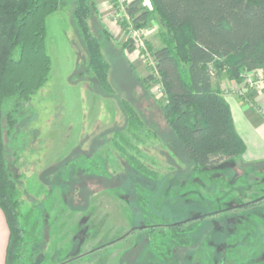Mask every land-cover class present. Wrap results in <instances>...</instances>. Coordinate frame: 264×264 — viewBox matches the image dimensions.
I'll return each instance as SVG.
<instances>
[{
  "label": "rangeland",
  "instance_id": "rangeland-1",
  "mask_svg": "<svg viewBox=\"0 0 264 264\" xmlns=\"http://www.w3.org/2000/svg\"><path fill=\"white\" fill-rule=\"evenodd\" d=\"M67 1L46 18L51 73L28 104L19 125L27 147L10 166L21 175L20 264H264V163L245 168L241 156L195 169L161 114V85L145 91L130 73L124 52L141 61L139 76L154 75L152 51L163 31L158 16L135 26L116 0H93L103 27L114 41L120 36L104 50L114 89L107 96L86 78L73 82L84 52ZM140 7L152 9L149 0ZM130 26L143 46L122 51ZM247 76L233 81V94L251 102L243 96ZM142 165L153 175L141 172ZM131 188L135 212L128 206ZM185 221L183 247L167 229L155 237L138 228Z\"/></svg>",
  "mask_w": 264,
  "mask_h": 264
},
{
  "label": "trees",
  "instance_id": "trees-1",
  "mask_svg": "<svg viewBox=\"0 0 264 264\" xmlns=\"http://www.w3.org/2000/svg\"><path fill=\"white\" fill-rule=\"evenodd\" d=\"M149 1L151 10L140 7L141 0L125 8L135 26H146L156 15L164 31H159L161 47L152 51L154 75L140 81L161 85L165 95L161 114L195 169L238 160L245 146L235 132L228 103L213 83L223 74L238 82L243 73L264 71V0ZM67 4L72 6L73 27L84 52L79 62L83 70H76L73 82L86 78L89 87L111 96L110 63L104 50L115 42L103 27L93 0H68ZM62 5L64 0H0V209L9 230L5 264H20L23 254L21 175L13 174L10 167L27 147L19 125L30 100L49 80L52 61L45 46L46 18ZM120 49L130 52L133 44L126 40ZM263 163L244 167L258 168ZM140 171L153 175L145 165ZM134 193L131 188L128 206L130 201L136 205ZM187 222L143 229L157 233L155 237H164L167 229L170 238L183 247L188 245L182 233Z\"/></svg>",
  "mask_w": 264,
  "mask_h": 264
},
{
  "label": "crops",
  "instance_id": "crops-1",
  "mask_svg": "<svg viewBox=\"0 0 264 264\" xmlns=\"http://www.w3.org/2000/svg\"><path fill=\"white\" fill-rule=\"evenodd\" d=\"M109 11L111 13V11H114V9L110 6ZM117 37L120 36H115L114 42L118 43V40L116 39ZM124 43L125 41H122L120 43V46H122ZM124 55L125 60L128 63L131 75L135 77V79H137V81L139 82L138 84L143 89H145V91H148L150 85H144L140 81L145 76H139L137 74V72L141 68V61L139 59L132 58L130 54L128 55L125 52ZM112 69V71H114V68ZM113 74L114 73H112V75ZM110 77L111 65L109 70V82ZM110 84L112 86L111 82ZM213 84L214 86H218L223 98L230 107L235 132L245 146V152L242 155L244 162L254 163L264 161V93H255L253 94L251 102H246L233 94V88L235 87V84L233 81H229L225 75H222ZM123 105H125L124 102ZM8 239V226L4 214L0 209V264H5L6 261Z\"/></svg>",
  "mask_w": 264,
  "mask_h": 264
},
{
  "label": "built area",
  "instance_id": "built-area-1",
  "mask_svg": "<svg viewBox=\"0 0 264 264\" xmlns=\"http://www.w3.org/2000/svg\"><path fill=\"white\" fill-rule=\"evenodd\" d=\"M116 1L118 2V4H120V6L122 8H124L123 10L125 11L126 6L128 5L126 3V0H116ZM122 3L124 6L121 5ZM114 14L116 16L120 15L118 12L117 13L115 12ZM125 16H126V20L129 21V23H130L131 19L129 18V16L127 14H125ZM131 23H132V21H131ZM129 30H130V35H129L128 40H130L132 42L133 47L135 45V47L137 49H139L140 47L143 46L142 41H141L140 31L132 28L131 26H130ZM247 75L248 76L246 78L245 83H246V86L250 87V89L248 88L249 91L244 92L243 96L246 97V99H248V101H251L253 98V94L264 93V74H256L255 75L254 72H250V73H247Z\"/></svg>",
  "mask_w": 264,
  "mask_h": 264
},
{
  "label": "flooded vegetation",
  "instance_id": "flooded-vegetation-1",
  "mask_svg": "<svg viewBox=\"0 0 264 264\" xmlns=\"http://www.w3.org/2000/svg\"><path fill=\"white\" fill-rule=\"evenodd\" d=\"M131 196H132V195H131ZM129 205L131 206V208H132V207H137V205H135V203L132 202V201L129 202ZM144 227H149V226L141 225V226L138 227V228H139L140 230H146V229H143ZM136 228H137V227H136ZM138 228H137V229H138ZM133 229H134V228H132V229H130L128 232H126V234L124 235V237H122V239L125 238V237H127V236H129V235H131V234L134 232ZM148 230H150V229H148ZM137 244H140V240H138ZM133 245H135L134 242H133ZM126 253H127V252H126Z\"/></svg>",
  "mask_w": 264,
  "mask_h": 264
}]
</instances>
